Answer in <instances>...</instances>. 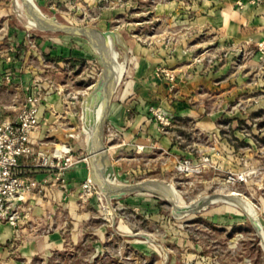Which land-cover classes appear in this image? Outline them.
<instances>
[{
	"label": "rangeland",
	"instance_id": "obj_1",
	"mask_svg": "<svg viewBox=\"0 0 264 264\" xmlns=\"http://www.w3.org/2000/svg\"><path fill=\"white\" fill-rule=\"evenodd\" d=\"M154 1L54 0L47 4L33 0L45 19L55 18L62 24L100 31L133 28L146 35L154 32L155 25L150 21ZM0 11V57H10L17 40L21 50L19 56H14L20 65L18 78L28 76V83L40 85L44 107L50 111L47 117H51L55 148L66 146L75 158H86L89 166L84 165L92 170L93 146L87 141L83 108L104 68L101 52L90 39L30 26L21 0H0ZM109 20L115 22L110 24ZM6 21L26 33L24 55L22 40L16 33L11 37ZM98 39L108 49L105 41ZM115 42L118 53L114 54V70H121V79L116 78L117 86L104 109L102 133L106 162L108 157L114 179L99 171L98 166V173L90 171L87 177L92 182L90 190L82 189L83 181L75 195L73 192L59 200L51 197V230L58 229L61 234L65 230L66 244L51 250L45 262L36 258L30 264H264V233L259 235L251 221H258L264 231V86H258L255 93L244 94L258 96L261 101L258 112H253L259 120H237L234 115L239 106L232 98L226 108L230 116L220 118L216 129L209 132L197 130L190 122L174 123L171 115L151 106L149 116L159 123L163 133L172 135L170 141L176 142L178 149L174 150L173 145L133 146L115 116L117 107L134 93L131 75L137 61L128 46H118L117 39ZM136 42L142 47L181 44L187 51L197 52L198 62L210 59L211 64L228 66L223 74L229 79L242 77L264 83V54L259 58L232 56L220 62L219 51L206 56V51L216 46L208 45L203 37L192 41L142 38ZM241 65L247 66L239 68ZM30 89H18L16 97L24 98ZM9 101L10 95L2 86L1 113L5 112L2 105ZM254 106L247 104L244 110ZM109 109V113L116 109L113 118H107ZM158 115L169 118L170 125L162 128ZM185 159H190L200 172L179 173L176 166ZM105 185L112 189L147 186L110 198L103 189ZM168 189L176 200L168 195ZM211 196L218 197L195 212L175 211ZM229 199L236 200L248 212L232 205Z\"/></svg>",
	"mask_w": 264,
	"mask_h": 264
},
{
	"label": "crops",
	"instance_id": "obj_2",
	"mask_svg": "<svg viewBox=\"0 0 264 264\" xmlns=\"http://www.w3.org/2000/svg\"><path fill=\"white\" fill-rule=\"evenodd\" d=\"M28 1L32 4V9L41 14L33 0ZM40 1L50 4L54 0ZM152 8L154 16L150 21L155 26L154 32L148 35L135 32L133 28L119 31L116 27L111 28L115 33L117 45L128 46L137 61L131 75L134 93L117 107L115 116V119L121 120L126 134L130 136V145H142L145 148L152 145L161 148H164L162 145H173L174 150L178 149L177 143L172 144L170 141L169 137L172 135L163 133L159 123L149 116L148 108L151 106L159 107L164 113L171 115L174 123L190 122L194 128L204 132L214 131L220 118L230 116L226 108L232 98L239 106L234 115L237 120H259V115L255 116L253 112H258V104L261 101L258 96L244 94L257 92L255 89L260 85L264 86V83L253 79L243 80L242 77L229 79L223 74L228 66L211 64L210 59L203 63L198 62L195 57L198 56L197 52L193 49L187 51L181 44L164 47L156 43L154 46L142 47L136 41L142 38L153 41L174 38L192 41L203 37L208 41V45L216 46L208 49L206 56L219 51L220 62L232 56L248 55L251 58H259L264 54L259 50V45L264 43V0H171L165 3L156 0ZM114 22L109 20L108 23ZM6 27L11 37L16 33L15 36L22 40L20 47L24 55L26 33L17 27L12 28L8 21ZM15 42L17 43V40ZM16 43L10 57H0V88L3 86L10 95V101L2 105L5 112H0V121L5 117H13L23 102L24 98L16 97L18 89L24 92V89L32 85L26 79L28 76L21 75L25 77L23 80L18 78L20 65L14 56H19L21 50ZM183 45H186L185 42ZM244 66L247 65H241L239 68ZM160 68H165L175 76L173 89L163 77L156 75ZM250 68L258 70L252 65ZM248 88L249 91L246 90ZM253 90L254 92H251ZM247 104L255 106L245 111L244 106ZM43 109L45 124L32 135L31 142L35 152L51 153L56 149L57 143L53 141L51 117H47L49 110L45 107ZM110 109L107 118L116 111L112 109L109 113ZM35 161V156L21 158L17 173L37 180L44 189L41 193L26 197L23 211L27 218H24L17 228L8 224L0 225V264H30L36 258L45 262L51 250L63 247L66 244L63 238L65 230L62 234L58 229L51 230V214L54 211L49 208V200L51 197L59 200L65 195L71 196L90 176V171L92 172L80 163L61 175L55 170L36 166ZM61 228L62 226L59 229Z\"/></svg>",
	"mask_w": 264,
	"mask_h": 264
},
{
	"label": "built area",
	"instance_id": "obj_3",
	"mask_svg": "<svg viewBox=\"0 0 264 264\" xmlns=\"http://www.w3.org/2000/svg\"><path fill=\"white\" fill-rule=\"evenodd\" d=\"M259 50L264 52V43L259 45ZM156 75L163 77L171 86L175 76L165 68L156 71ZM45 97L41 94L38 84L31 85V89L25 94L23 102L19 105L13 117H5L0 122V225L8 224L17 228L27 214L23 211V204L28 195L41 193L43 185L37 180L20 176L17 173L21 158L36 157L35 164L49 170H55L63 175L65 171L80 163L89 166L86 158L77 159L71 149L63 146L54 149L51 153L35 152L32 146V135L37 132L44 120ZM162 128L170 125V119L157 116ZM179 173L190 174L200 172L199 167L194 166L190 159L180 161L176 166ZM243 181V178H239ZM92 187L90 179H86L82 189ZM31 227L30 224H28Z\"/></svg>",
	"mask_w": 264,
	"mask_h": 264
},
{
	"label": "water",
	"instance_id": "obj_4",
	"mask_svg": "<svg viewBox=\"0 0 264 264\" xmlns=\"http://www.w3.org/2000/svg\"><path fill=\"white\" fill-rule=\"evenodd\" d=\"M22 4L25 7V13L28 19V23H32V27H34L37 30L40 31H45V32H64L69 35L73 36H78V37H83L86 39H92V38H102L106 45L108 46L109 49V55L106 59V61L103 62L104 68L102 71V74L100 76V79L97 81V84L95 86L94 91L92 92L91 98H95L98 96L100 90L104 91L103 97L108 95L109 90L112 88V85L114 82H111V79L113 78V73H114V66L116 62H114V54H117V48H116V42H115V33L113 31H100L97 29L93 28H88V27H77V26H71V25H66L59 23L55 20V18L52 19H45L40 22H36L32 13V4L28 0H21ZM39 10V9H38ZM40 11V10H39ZM104 101H108L107 97L104 98ZM102 133H103V126L101 127ZM101 150L102 152L106 154V148L103 145V140L101 147L93 149L90 153L93 158V156ZM89 153V154H90ZM90 156V158H91ZM108 158V157H107ZM92 163V173L97 174L98 173V168L96 166L95 160H91ZM147 185H142V186H134V187H121L118 189H112L110 186H104V191L110 198H117L120 197L126 193L132 192V191H138V190H144V188ZM218 196H211L206 198L205 200L199 202L198 204L194 206H189L183 209H176L175 211L177 213H188V212H195L197 211L199 207L202 208L203 206L211 203L212 199L216 198ZM254 227L256 228L258 234L259 232L264 233L262 231V227L260 226V223L257 221L256 223L251 219ZM260 235V234H259Z\"/></svg>",
	"mask_w": 264,
	"mask_h": 264
},
{
	"label": "bare ground",
	"instance_id": "obj_5",
	"mask_svg": "<svg viewBox=\"0 0 264 264\" xmlns=\"http://www.w3.org/2000/svg\"><path fill=\"white\" fill-rule=\"evenodd\" d=\"M32 13H33V16H34V19L36 22H40V21L45 20V18L41 14H39L37 11L32 9ZM29 25L32 26V23H29ZM93 39H95V41H93ZM90 41L92 42V44L94 46H96L99 49V51L101 52V57L106 61V59L109 55V51L106 48V46L103 45L101 39L92 38V39H90ZM112 77L113 78L111 79V82L112 83L114 82V84L112 85V88L109 90L108 95L107 96L105 95L103 97L104 91L100 90L98 96L95 97L94 99L91 98L90 100H88V102L84 105V108H83L84 109L83 123L86 126L85 133H86L87 141H89L92 144L93 149L101 147L102 140H103L101 127L104 124V118H105L104 109L108 105V101L110 100L111 95L114 92L115 87L117 86L116 78L119 77V79H121V70H119V69L114 70ZM106 97L108 100L107 102L104 101V98H106ZM93 159L95 160L97 168H98V166H100L99 171H102L105 175L114 179V174L112 172L108 158H107V162H106V157H105L104 152L99 150L93 156ZM169 191L170 190L168 189V191H167L168 195H170V197L175 198V200H176V197L174 195H172V193H170ZM229 200L232 201L231 202L232 205L238 206L245 213L248 212V210L245 207H243L242 205H240L239 203H237L236 200H234V199H229ZM196 209H198V208H196ZM252 220L254 221V219H252Z\"/></svg>",
	"mask_w": 264,
	"mask_h": 264
}]
</instances>
